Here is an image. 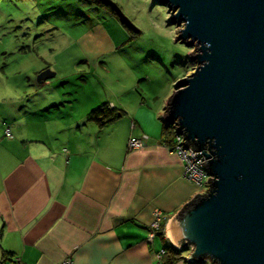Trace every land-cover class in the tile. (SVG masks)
Here are the masks:
<instances>
[{"label": "crops", "instance_id": "0c3cea01", "mask_svg": "<svg viewBox=\"0 0 264 264\" xmlns=\"http://www.w3.org/2000/svg\"><path fill=\"white\" fill-rule=\"evenodd\" d=\"M91 101L27 96L17 112L0 113V260L160 264L173 243L169 220L203 188L162 141L167 103L115 105L119 115L101 125L88 119ZM143 134L146 144L130 149L129 139ZM156 210L164 225L151 238ZM187 256L176 264H190Z\"/></svg>", "mask_w": 264, "mask_h": 264}, {"label": "water", "instance_id": "95a60500", "mask_svg": "<svg viewBox=\"0 0 264 264\" xmlns=\"http://www.w3.org/2000/svg\"><path fill=\"white\" fill-rule=\"evenodd\" d=\"M159 1L178 9L172 19L185 26L174 41L194 42L198 63L163 119L211 175L169 220V236L190 263L264 264V0Z\"/></svg>", "mask_w": 264, "mask_h": 264}, {"label": "rangeland", "instance_id": "374dc122", "mask_svg": "<svg viewBox=\"0 0 264 264\" xmlns=\"http://www.w3.org/2000/svg\"><path fill=\"white\" fill-rule=\"evenodd\" d=\"M111 1L117 7L106 0H0V99L15 100L0 104L1 114L17 112L27 96L58 94L92 99L93 109L148 102L163 110L198 65L190 57L196 44L174 41L185 22H174L178 9L168 2ZM45 70L53 73L50 84L37 81Z\"/></svg>", "mask_w": 264, "mask_h": 264}, {"label": "built area", "instance_id": "2783aa9c", "mask_svg": "<svg viewBox=\"0 0 264 264\" xmlns=\"http://www.w3.org/2000/svg\"><path fill=\"white\" fill-rule=\"evenodd\" d=\"M173 125L175 127L177 138L175 145L170 147V149L175 153H177L184 161L186 177L193 180L200 187H203L205 184L209 186L210 181H208V178L211 177V175L209 174L206 165L203 162L206 160V158L203 155L197 156L196 152L199 151L192 149L191 146L186 147L185 142L183 141L184 139L183 135L178 134L176 125L175 124ZM6 133L8 135L11 134V130L9 127L6 129ZM147 140H148L147 134H143L141 137H131L128 141V146L130 149L141 148L146 144ZM202 157L204 159H202ZM163 223H164L163 213L160 210H156L155 219L150 229L151 238H153L158 232L162 230ZM163 253H164V249L159 254L160 258ZM11 260H13L15 264H22L18 258L11 257ZM0 264H8V263L6 260H0ZM57 264H73V262L70 258H67L64 261Z\"/></svg>", "mask_w": 264, "mask_h": 264}, {"label": "trees", "instance_id": "16d2710c", "mask_svg": "<svg viewBox=\"0 0 264 264\" xmlns=\"http://www.w3.org/2000/svg\"><path fill=\"white\" fill-rule=\"evenodd\" d=\"M103 2L101 4L102 6L107 5L106 3ZM119 112H121L120 109L113 107L107 103H104L98 106L97 108L92 109L90 111L88 119L96 121L101 125H104L114 120L119 115ZM162 133H163L162 141L166 143L169 147L174 146L177 138L174 125L163 120ZM185 252L187 251H183V249L176 247L175 245H173V243H169L164 248V253L160 258V264H176L180 260L184 259ZM190 264H195V263H190Z\"/></svg>", "mask_w": 264, "mask_h": 264}]
</instances>
